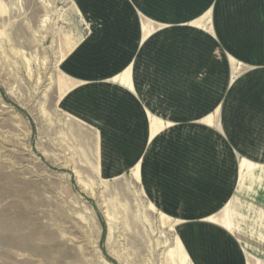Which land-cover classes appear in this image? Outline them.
I'll return each mask as SVG.
<instances>
[{
    "label": "rangeland",
    "instance_id": "1",
    "mask_svg": "<svg viewBox=\"0 0 264 264\" xmlns=\"http://www.w3.org/2000/svg\"><path fill=\"white\" fill-rule=\"evenodd\" d=\"M135 6L130 89L73 74L93 32L77 0H0V264H190L186 220L243 232L229 200L264 188V116L245 114L264 112V68L231 63L212 0ZM149 114L170 123L151 140Z\"/></svg>",
    "mask_w": 264,
    "mask_h": 264
},
{
    "label": "crops",
    "instance_id": "2",
    "mask_svg": "<svg viewBox=\"0 0 264 264\" xmlns=\"http://www.w3.org/2000/svg\"><path fill=\"white\" fill-rule=\"evenodd\" d=\"M149 1L77 0L81 11L93 22L92 36L68 61L70 64L78 60L76 68L80 69L73 73L80 79L78 81L93 83L104 75H112L111 81L127 84L132 89L130 69L138 67L140 50L147 46L149 35L144 25L140 26V13L135 5ZM212 4L217 36L222 48L233 58L231 63L236 60L254 68H264V0H212ZM151 18L156 17L151 15ZM81 52L83 59L79 55ZM117 68L125 70L117 75ZM218 114L216 107L201 121L216 124ZM245 114L264 116L261 110L251 108H245ZM167 125L170 123L149 114V140ZM251 164L255 169L256 165ZM136 166L139 169V164ZM239 171V179H242L245 175ZM254 179L245 178L244 184H236L229 200L234 202L232 209L239 212L232 215V220L242 225L240 235L230 231L229 214V229L208 221L209 217L185 221L186 254L190 264H252V259L255 264H264V188H256ZM226 205L221 211L228 213Z\"/></svg>",
    "mask_w": 264,
    "mask_h": 264
},
{
    "label": "bare ground",
    "instance_id": "3",
    "mask_svg": "<svg viewBox=\"0 0 264 264\" xmlns=\"http://www.w3.org/2000/svg\"><path fill=\"white\" fill-rule=\"evenodd\" d=\"M67 89V88H65ZM254 167V166H253ZM252 166H249V162H245L243 161V163H241V174L245 175L247 174L248 172L251 171V169H253ZM162 215V214H161ZM215 220H218V221H223V223H225L224 225H226V219H227V212L226 211H221L218 216L214 217ZM209 219H212L213 220V216H210ZM227 227V226H226ZM180 248L182 249L181 245L179 244ZM180 250V249H179ZM181 251V250H180ZM183 251V250H182ZM184 254V253H183ZM183 258L185 259V262L188 261L187 259V255L184 254Z\"/></svg>",
    "mask_w": 264,
    "mask_h": 264
}]
</instances>
